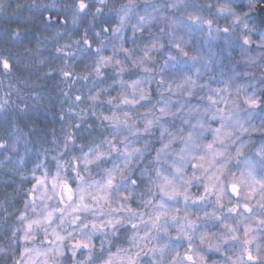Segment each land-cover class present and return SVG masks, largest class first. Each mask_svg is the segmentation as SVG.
Returning <instances> with one entry per match:
<instances>
[{
  "label": "snow or ice",
  "instance_id": "6c2138e0",
  "mask_svg": "<svg viewBox=\"0 0 264 264\" xmlns=\"http://www.w3.org/2000/svg\"><path fill=\"white\" fill-rule=\"evenodd\" d=\"M110 2L74 0L73 23L90 14L89 28L56 52L90 61L82 76L59 70L69 88L91 83L63 93L87 108L67 109L77 122L52 142L55 173L32 170L11 239H39L42 264H264V0ZM57 23L58 8L41 14ZM20 65L31 71L0 55L5 78ZM0 150L16 147L0 138Z\"/></svg>",
  "mask_w": 264,
  "mask_h": 264
},
{
  "label": "trees",
  "instance_id": "16d2710c",
  "mask_svg": "<svg viewBox=\"0 0 264 264\" xmlns=\"http://www.w3.org/2000/svg\"><path fill=\"white\" fill-rule=\"evenodd\" d=\"M0 3L4 5L0 8V55L11 57L13 63L25 59L27 67L31 68L30 72H21L19 69L26 66L20 65L7 78L0 74V103L9 99L6 93H12L6 112H0V138H6L10 146L16 147L15 152L0 150V264H13L20 260L26 246L22 240L13 241L11 233L13 227L19 224L16 216L23 211L25 193L34 183L32 170L40 164L36 176L42 177L45 168L53 174L55 162L52 156L57 155L53 148L57 145L52 142L55 139L62 144L69 124L77 122V117L68 114L67 109L71 106L74 112L79 113L81 108H87V104L72 103L63 93L74 97L78 90L86 92L91 83L78 81L69 88L70 81L63 79L59 70L67 68L74 76H82L89 70L86 65L90 61L82 59L79 54L75 60L63 57L62 53L56 52V48L79 40L84 30L89 28L91 15L73 23L74 0H0ZM121 3H126V0H111L109 10L118 8ZM33 4L39 5V8L33 7ZM53 4L55 8L45 7ZM56 8L66 17L67 23H57L55 27L41 24V14L47 15ZM17 28L21 37L11 38L8 33ZM57 33L61 35L57 36ZM25 36L27 38L22 46L18 40ZM70 51H75V47ZM41 60L44 61L42 65ZM48 70H53L52 76L44 75ZM34 95L42 98L41 101L34 102ZM25 103L28 104V111L19 112L17 106L23 108ZM62 111L65 113L64 121L59 118ZM91 119L88 113H84L85 121ZM9 155L11 160L5 161L4 157ZM96 244L99 247V240ZM212 259L222 261L219 254Z\"/></svg>",
  "mask_w": 264,
  "mask_h": 264
},
{
  "label": "rangeland",
  "instance_id": "374dc122",
  "mask_svg": "<svg viewBox=\"0 0 264 264\" xmlns=\"http://www.w3.org/2000/svg\"><path fill=\"white\" fill-rule=\"evenodd\" d=\"M141 3L143 2V0H139ZM55 173V168H54V172L53 174ZM39 195V193H38ZM40 201L38 200L37 203H39ZM133 207H135V205H133ZM241 239H243V235H242V229H241ZM23 241V240H22ZM24 242V241H23ZM198 243V241H197ZM25 244V242H24ZM28 248L32 249V251L30 253H24V250H23V256H24V260L25 261H28V264H42L43 260H44V257L43 256H37L36 255V250L37 249H40L42 246L40 245V240L39 239H36V240H33L31 241V243H28L26 245ZM240 251H241V247L239 245V243L237 244V248L235 249V252L237 255L240 254ZM181 252L183 253V249H181ZM214 255H217V254H212L208 257V264H213V259L212 257ZM223 259V257H221ZM235 258V257H234ZM221 259V260H222Z\"/></svg>",
  "mask_w": 264,
  "mask_h": 264
}]
</instances>
